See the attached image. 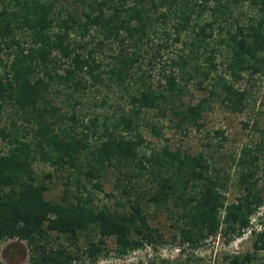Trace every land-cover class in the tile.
Returning <instances> with one entry per match:
<instances>
[{
    "label": "trees",
    "instance_id": "obj_1",
    "mask_svg": "<svg viewBox=\"0 0 264 264\" xmlns=\"http://www.w3.org/2000/svg\"><path fill=\"white\" fill-rule=\"evenodd\" d=\"M262 79L264 0H0V244L26 242L31 264L95 263L110 239L118 257L157 249L149 202L183 252L250 232L252 250L220 264H260L264 132L227 157L224 130L192 154L170 138L153 148L144 129L202 133L217 103L243 114ZM37 162L67 177L61 201Z\"/></svg>",
    "mask_w": 264,
    "mask_h": 264
},
{
    "label": "rangeland",
    "instance_id": "obj_2",
    "mask_svg": "<svg viewBox=\"0 0 264 264\" xmlns=\"http://www.w3.org/2000/svg\"><path fill=\"white\" fill-rule=\"evenodd\" d=\"M254 98L247 110L243 114H234L224 108L220 103L215 105L213 111L209 112L204 120L205 129L202 133L193 131L190 136H182L176 134L174 130L169 129L167 120H160V126L164 127V138H155L148 129H144L145 137L148 141H152L153 148H160L165 145L166 138L172 139L171 145L173 147H181L183 150H188L192 154H198L201 151H209L208 143H214L216 146L220 143V139L216 138V130H224L225 135L229 141L224 144L221 152L225 153L227 157L239 155L241 149L246 146L257 143L262 138L264 132V79L258 80L256 86L253 88ZM155 121L159 120L157 117ZM248 124L249 126H246ZM4 120H0V127L5 126ZM210 133V135H207ZM216 149V147H215ZM5 144L0 141V155L5 153ZM214 151V150H213ZM220 152V153H221ZM217 155V152H214ZM264 163V160H263ZM35 173L40 180H44L50 190L47 192L49 200L61 201L64 193L63 183L67 181V177L63 173L57 172L41 162L34 165ZM50 174V176H48ZM111 179V178H110ZM106 191L113 190V179L106 183ZM234 191L229 193V200L234 199ZM100 203L107 204L109 207L121 210L116 207L115 200H109L105 194H99ZM146 211L149 214V220L153 229H159L165 235L168 241L163 246H158L153 249L148 246L137 250L127 256L118 257L115 252V241L108 240V249H106L100 258L95 263L86 262V264H145L150 259H165L171 262H183L187 259H192L190 264H220L223 261V256L227 253L240 254L252 250L253 240L250 232L245 234L242 238L236 240L231 245L224 244L221 237L213 238L209 242L197 249L183 252L180 244L172 241L174 229L171 227V220L166 210V206L158 209L154 204L148 202ZM172 206L169 203L168 207ZM264 207L260 210L263 214ZM255 219V218H254ZM254 223L255 220H253ZM64 240H62L63 242ZM110 251L108 254L106 252ZM187 252H190L187 254ZM0 260L3 264H31L30 263V249L26 242L20 240H6L0 244ZM264 264V257L259 261Z\"/></svg>",
    "mask_w": 264,
    "mask_h": 264
}]
</instances>
